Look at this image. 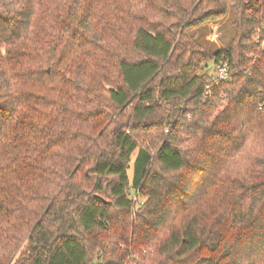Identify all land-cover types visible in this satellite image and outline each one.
Masks as SVG:
<instances>
[{"label":"trees","instance_id":"16d2710c","mask_svg":"<svg viewBox=\"0 0 264 264\" xmlns=\"http://www.w3.org/2000/svg\"><path fill=\"white\" fill-rule=\"evenodd\" d=\"M263 39L264 0H0V264H264Z\"/></svg>","mask_w":264,"mask_h":264},{"label":"rangeland","instance_id":"374dc122","mask_svg":"<svg viewBox=\"0 0 264 264\" xmlns=\"http://www.w3.org/2000/svg\"><path fill=\"white\" fill-rule=\"evenodd\" d=\"M233 19H234V13H233L231 5L229 4L228 13L225 18H223L222 20L218 22H214V23L211 22L207 24L206 30H205V37H204L205 41L209 44H212L216 48L226 47V45L228 44V42L230 41L234 33V28L232 25ZM259 35H260L259 32H257V34L253 36L255 41H257V38ZM262 49L264 50V44L262 45ZM215 71L216 70L214 66L213 67L210 66L208 75L213 76ZM134 156L135 154L133 155V157ZM131 167H132V164H131ZM131 170L132 169L128 171L129 178H131V175H132ZM134 199L135 201L140 200V198H136V197Z\"/></svg>","mask_w":264,"mask_h":264},{"label":"built area","instance_id":"2783aa9c","mask_svg":"<svg viewBox=\"0 0 264 264\" xmlns=\"http://www.w3.org/2000/svg\"><path fill=\"white\" fill-rule=\"evenodd\" d=\"M264 44V40L262 42ZM215 73L213 75V81H217V80H223L226 79L227 77V64L225 62H221L219 65H217V67L215 68Z\"/></svg>","mask_w":264,"mask_h":264}]
</instances>
